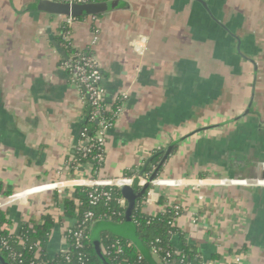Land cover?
Returning a JSON list of instances; mask_svg holds the SVG:
<instances>
[{
    "label": "crops",
    "instance_id": "0c3cea01",
    "mask_svg": "<svg viewBox=\"0 0 264 264\" xmlns=\"http://www.w3.org/2000/svg\"><path fill=\"white\" fill-rule=\"evenodd\" d=\"M39 1L0 0V211L16 235L53 217L47 250L55 257L76 225L63 203L77 187L24 193L82 178L68 162L87 100L62 66L70 57L58 40L67 18L39 12ZM120 1L70 27L73 49L92 52L102 68L107 103L127 96L107 132L101 179L139 171L174 144L161 179H264V0ZM168 202L182 206L177 227L204 263L243 256L242 264H264V186L162 187L144 210L154 215Z\"/></svg>",
    "mask_w": 264,
    "mask_h": 264
},
{
    "label": "trees",
    "instance_id": "16d2710c",
    "mask_svg": "<svg viewBox=\"0 0 264 264\" xmlns=\"http://www.w3.org/2000/svg\"><path fill=\"white\" fill-rule=\"evenodd\" d=\"M87 3H94V0H85ZM98 19V17H96ZM86 18L81 17L75 21H84ZM70 31L66 25L62 26L61 33ZM59 43L70 56L81 54L90 55V52H80L73 49L70 42L64 41L60 35ZM72 76L75 75L72 73ZM103 75V73H102ZM120 99L112 106L117 109L122 105ZM93 107L87 99L86 120L83 131L87 139H93L98 130L99 124L93 119ZM110 113H104L103 119L106 121L111 119ZM83 140V139H81ZM95 147L87 153L78 146L72 158L68 162L71 172L85 170L91 167V178L100 180V174L105 166V161L100 162L98 156L101 155V148L93 142ZM178 145L172 150V155L177 151ZM167 150L157 151L152 157L154 159L143 172L144 165L139 171L125 173L121 178L136 177L144 178L153 175L162 164ZM103 154V153H102ZM170 158V157H169ZM146 163V162H145ZM154 168L156 170H154ZM160 168L158 176L162 172ZM0 185V194H1ZM135 192L141 193L143 188L134 186ZM102 191L109 192L112 198L101 197L98 204L92 203L91 195H99ZM147 190L136 203L131 213L132 225L121 232H114L111 229H103L99 231L100 245L99 248L104 258L109 264H204L201 255L195 247L191 246L185 234L177 227L174 222L175 211L168 208L165 212H159L154 215L147 214L144 210L145 202L148 195ZM6 194H10L7 192ZM119 199L126 200V207L123 208L118 204ZM165 200L162 199L160 204L163 205ZM64 217L69 220H75L77 227L81 226L87 233V238L82 242V248H78L73 239V234L65 232L64 236L69 239V251L60 252L55 257L49 255L47 245L54 234L58 225L56 220L51 216H45L43 222L26 223L23 225L21 232L16 235L7 231L4 227L10 224L7 211H0V254L10 264H104L97 255L95 246L92 242V232L106 226L122 227L127 221V210L129 203L122 193V189L116 187H107L105 189H92L88 187H78L69 199L64 200ZM93 213L92 219H87V214ZM78 229H73V233ZM174 238H178L179 244L174 242ZM157 248L159 250V258L156 261L152 255V251ZM160 261V262H159Z\"/></svg>",
    "mask_w": 264,
    "mask_h": 264
},
{
    "label": "built area",
    "instance_id": "2783aa9c",
    "mask_svg": "<svg viewBox=\"0 0 264 264\" xmlns=\"http://www.w3.org/2000/svg\"><path fill=\"white\" fill-rule=\"evenodd\" d=\"M54 2L64 3V4H70V5H83L87 4L85 0H52ZM92 21H96V17H91ZM75 19L67 18L66 20V26L70 29L71 25ZM93 33L94 38L92 41V46H95L98 42V30L97 28L93 27ZM70 31L62 32L61 37L64 41L70 42V46L72 45L70 40ZM90 55H85L84 57L79 54L77 56H70L68 59L64 60L62 62V66L64 69H66L70 74H74L75 78L83 85L84 87V94L86 100L88 99L91 106L93 107V119L97 121L99 124V130L96 134V136L93 139H87L84 131H82L81 135V143L80 147L83 151L90 153L91 149L95 147V144L93 142L96 141L99 148H101V155L98 156V159L100 162H104L106 160V147H107V132L115 127L118 120L120 119L123 111H124V105L125 101L127 100L126 95H122L119 97L115 102L118 100H122L123 103L120 107H118L116 110L113 109V104H109L106 101V91L102 87V68L98 61L96 60L95 56L92 52H90ZM104 113H110L111 119L106 121L103 119ZM72 161L76 162L73 158ZM154 170H156L154 168ZM75 174L82 175L81 179L75 180V181H63L58 182L54 184H47L43 185L41 187H38L32 191H28L25 194L28 193H46V192H58L59 194H62L63 190L67 187H88L92 189H105L107 187H116L119 189H122L123 187H132L134 185V179L132 178H119V179H112V180H95L92 179L91 174V167H86L85 170H80L78 167L76 171H74ZM151 175H148L144 178H141V187L144 188L146 185H149V191L147 195V199L145 202V205L149 204L152 198L155 196L156 189L162 188V187H177V186H187L191 188H200L204 186H225V185H252V186H264L260 183L261 180L264 181V179H254L251 181H227V180H201V179H188V180H165L159 178V176L151 181ZM101 197H106L109 200L112 198V195L109 192L102 191L99 195H91L92 203L94 205L98 204V201ZM11 200V199H10ZM118 204L125 208L126 207V200L125 199H119ZM168 208H172L175 211V218L174 222L177 223V220L181 217L183 208L181 205L177 203L168 202L166 205H164L162 211L165 212ZM87 219H92L94 217L93 213H88ZM78 229V231L73 233V229ZM68 233L73 234V239L75 241V244L78 248H82L83 240L87 238V233L84 229L81 228V226L77 227V224L74 227L68 228ZM69 238L64 236V248L61 252H68L69 251ZM153 257H155L156 261L159 258V250L155 248L152 251ZM160 262V261H159ZM243 262V256H236L233 258L231 264H242ZM207 264V263H204Z\"/></svg>",
    "mask_w": 264,
    "mask_h": 264
},
{
    "label": "water",
    "instance_id": "95a60500",
    "mask_svg": "<svg viewBox=\"0 0 264 264\" xmlns=\"http://www.w3.org/2000/svg\"><path fill=\"white\" fill-rule=\"evenodd\" d=\"M121 4L122 3L120 0H116L112 2L87 3L83 5H77V4L70 5V4L54 2L52 0H40L37 5V10L39 12L50 14V15L63 16L66 18L77 19L81 17H99L103 14L109 13L113 10L120 8ZM175 145L176 144L172 145L167 150V153L165 155V158L162 164L160 165V168L163 167L165 163L168 161L169 157L172 156V150L175 147ZM153 159L154 157H151L150 159L146 161L144 168H143V172L145 171V169L147 168V166L151 163ZM160 168L152 175L151 181L158 177ZM148 189H149V185H146L141 191V193H137L131 187H123L122 193L129 203V207L127 210V221H126L127 224H125L122 227H116V226L110 225V226H106L103 228H99L97 230H93L91 239L95 246L97 255L104 262V264H109V263L104 258L103 253L99 248V245H100L99 231L108 228L114 232L122 233L123 230H126L127 228H129V226L132 225L131 213L136 206L137 200L142 195H144ZM0 264H10V263H8L0 254Z\"/></svg>",
    "mask_w": 264,
    "mask_h": 264
}]
</instances>
